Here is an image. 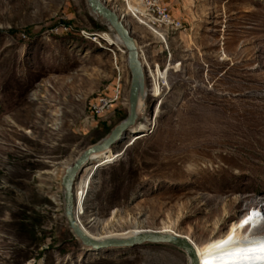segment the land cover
Instances as JSON below:
<instances>
[{
	"label": "rangeland",
	"instance_id": "374dc122",
	"mask_svg": "<svg viewBox=\"0 0 264 264\" xmlns=\"http://www.w3.org/2000/svg\"><path fill=\"white\" fill-rule=\"evenodd\" d=\"M162 2L182 23L165 43L125 18L146 64L145 128L108 165L83 170L75 205L91 235L136 224L203 246L248 213L260 210L264 224V0ZM123 58L85 0H0V264H189L169 245L84 247L65 220V169L127 116ZM117 83L120 102L90 117V103ZM239 197L249 201L229 218L210 214Z\"/></svg>",
	"mask_w": 264,
	"mask_h": 264
},
{
	"label": "water",
	"instance_id": "95a60500",
	"mask_svg": "<svg viewBox=\"0 0 264 264\" xmlns=\"http://www.w3.org/2000/svg\"><path fill=\"white\" fill-rule=\"evenodd\" d=\"M85 3L90 14L105 22L109 29L118 37L121 47L127 54L128 61L126 65L131 79L127 100V116L118 123L106 137L85 149L78 158L65 169L62 175V200L67 226L82 246L93 250L110 248L130 249L145 244H162L169 245L183 252L187 256L189 264H198L193 248L181 237L170 234L144 232L126 239H108L96 242L87 237L75 222L76 205L74 188L77 179L88 166L95 164V167H98L97 161L107 154V152L113 151L116 145L124 140L127 135H135L133 129L137 125L139 116L138 105L140 101H142L143 104L146 97L144 64L141 61L140 51L132 36V32L125 22V17L110 9L106 5L105 0H85Z\"/></svg>",
	"mask_w": 264,
	"mask_h": 264
},
{
	"label": "bare ground",
	"instance_id": "6f19581e",
	"mask_svg": "<svg viewBox=\"0 0 264 264\" xmlns=\"http://www.w3.org/2000/svg\"><path fill=\"white\" fill-rule=\"evenodd\" d=\"M131 9V6L129 7ZM120 15H123L125 18L127 16V11L119 12ZM116 36V35H115ZM117 43L120 44V41L118 37L116 36ZM121 46V44H120ZM124 57L123 61L127 60V54L124 51ZM144 65H146L144 63ZM146 67V66H145ZM142 101L139 102L138 105V114L140 112ZM235 117L242 116L244 113L241 111H236L233 113ZM139 132L144 130L145 125H136L133 129V131H136L137 129ZM136 137V136H133ZM116 159V156L111 153V151L107 152L104 156H102L101 159L97 161L98 167H95V164H92L88 166L84 172H91L94 170H97V168L108 165L110 162ZM96 163V164H97ZM64 174V173H63ZM86 187V186H85ZM84 190V188H83ZM83 195V192L81 193V196ZM77 195H75V198ZM82 201V200H81ZM249 199L246 197H239L234 199L229 207V210L225 209L223 211L222 208H220V205L222 204L223 200H219L218 204L214 207L213 210H211V213L213 216H217L219 220H222L224 218H229L230 209L233 207L237 208L239 205L243 202H247ZM249 204H252V201H250ZM80 208L77 207V210L75 212V222L78 225V227L81 229V231L89 237L91 240L96 242H101L108 239H126L129 237H132L133 235L144 233L140 231L139 225L133 224L132 225V231L128 233H121V234H113V233H96V234H90L84 224L81 221L82 213H80ZM260 210L258 212H254L253 214H247L246 218L244 219V224L239 226L236 223H232L226 234L217 239L216 241H210L207 244L203 246L197 245L191 238L188 236H181V238L185 239L188 244L193 248L196 258L198 260V264H263L264 262V224L262 222V216L259 215ZM218 220V221H219ZM119 223V222H118ZM123 220L120 221L119 224H125ZM215 225V224H213ZM241 232L242 235H241ZM155 233L159 234H170L172 233L169 231L162 229L160 231H157ZM263 234V235H261Z\"/></svg>",
	"mask_w": 264,
	"mask_h": 264
},
{
	"label": "built area",
	"instance_id": "2783aa9c",
	"mask_svg": "<svg viewBox=\"0 0 264 264\" xmlns=\"http://www.w3.org/2000/svg\"><path fill=\"white\" fill-rule=\"evenodd\" d=\"M137 4L132 7L131 0H122L125 4L127 15H130L140 25L151 30L157 35L163 43L172 35L182 29V23L179 20L172 19L169 16L168 8L162 0H136ZM131 6V9L129 8ZM120 14V13H119ZM141 61L144 62L140 53ZM147 68V67H146ZM148 69V68H147ZM117 85L112 89L109 97H96L89 105L88 112L90 117L98 118L102 116L113 104L120 102V89Z\"/></svg>",
	"mask_w": 264,
	"mask_h": 264
},
{
	"label": "crops",
	"instance_id": "0c3cea01",
	"mask_svg": "<svg viewBox=\"0 0 264 264\" xmlns=\"http://www.w3.org/2000/svg\"><path fill=\"white\" fill-rule=\"evenodd\" d=\"M165 4V3H164ZM168 13H169V16L172 18V19H175V20H179L178 18H177V12H172V11H170V9L168 8ZM180 21V20H179ZM130 30H131V28H130ZM131 32H132V30H131ZM132 34H133V32H132ZM134 38V37H133ZM135 39V38H134ZM136 41V44H137V47H138V49H139V51H140V53H141V55L143 56V51H142V47L141 46H139V44H138V42H137V40H135ZM146 62V61H145ZM147 63V62H146Z\"/></svg>",
	"mask_w": 264,
	"mask_h": 264
}]
</instances>
